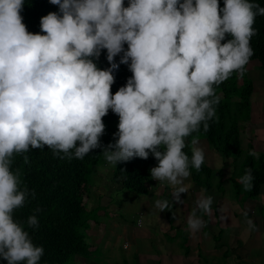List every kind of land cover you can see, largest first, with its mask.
Here are the masks:
<instances>
[{"label": "clouds", "instance_id": "obj_1", "mask_svg": "<svg viewBox=\"0 0 264 264\" xmlns=\"http://www.w3.org/2000/svg\"><path fill=\"white\" fill-rule=\"evenodd\" d=\"M49 2L58 11L42 16L41 32L32 33L21 15L25 0H0V258L7 264H40L45 251L13 215L35 198L12 169L14 156L47 146L61 159H83L101 147L109 110L119 119L115 143L102 150L105 160L116 166L151 154L157 161L151 182L171 185L173 202L182 204L190 170L199 172L204 163L211 169L207 153H218L193 137L189 157L186 139L219 119L215 89L233 73L244 77L254 55L255 18L264 16L254 0H223V7L218 0ZM102 50L104 69L95 63ZM120 64L132 75L112 93ZM254 179L247 168L238 183L251 191ZM212 204L203 192L195 201L186 221L191 234L206 226L198 213H211ZM154 206L161 212L170 204L163 199ZM26 223L39 227L34 214Z\"/></svg>", "mask_w": 264, "mask_h": 264}, {"label": "trees", "instance_id": "obj_2", "mask_svg": "<svg viewBox=\"0 0 264 264\" xmlns=\"http://www.w3.org/2000/svg\"><path fill=\"white\" fill-rule=\"evenodd\" d=\"M218 2L223 7V0ZM254 2L264 7V0H254ZM124 3L127 6L128 0H124ZM57 11L58 6L51 4L49 0H25L21 15L27 30L38 33L41 32L40 18L49 12ZM253 27L257 30V35L250 41L254 50L250 60H256L260 69L264 71V16L258 15ZM125 48H127L126 44ZM119 59V56L115 57L117 63ZM95 63L101 69L109 67L106 50H102ZM131 75L127 65L120 64L118 70L114 72L115 82L111 85V92L115 93ZM237 77L238 75L233 73L228 80L216 87V94L220 97L216 106L219 119L209 121L210 127L207 132L201 127L199 132L189 136L186 139V144L189 146H186L184 151L189 157L191 156L190 142L196 137L212 146L223 158L235 161L244 152L240 173L243 175L247 168H251L255 179L253 189L251 191L243 189V195L245 198H254L259 186L264 182V151L259 153V159H255L247 155L249 150L253 149L250 143L246 144L244 150L240 148L238 121L247 119L251 84L245 77L237 82ZM115 115L109 110L104 117ZM117 124L107 129L105 135L100 137L101 147L92 150L83 159H61L53 155L52 150L47 146L42 149H30L23 155L14 156L12 169L20 170L22 186L26 185L30 191L34 190L35 198L30 196L24 206L16 209L13 215L16 220L24 224L33 243L43 246L45 251L40 264H69L73 256L88 255L91 251L83 233L87 219L95 214L97 208L86 209L84 199L90 190L91 174L94 175L97 167L103 163L99 162L103 157V148L115 143L113 133L117 131ZM24 155L28 157V163L24 162ZM156 164L157 161L151 154L147 159L135 157L127 162H119L113 166L110 179L122 189L144 193L146 185L152 181L149 170ZM190 171L192 181H201L204 188L211 186L209 183L211 169L205 163L199 172L195 169ZM201 175L205 176L207 181ZM229 180L234 187L236 181L232 177ZM37 209L39 211H36ZM33 214L39 221V227L35 229L29 228L26 223L27 218ZM0 264L7 262L0 258Z\"/></svg>", "mask_w": 264, "mask_h": 264}, {"label": "crops", "instance_id": "obj_3", "mask_svg": "<svg viewBox=\"0 0 264 264\" xmlns=\"http://www.w3.org/2000/svg\"><path fill=\"white\" fill-rule=\"evenodd\" d=\"M255 67L257 64H251L246 71L254 73L252 68ZM249 82L251 84L249 113L245 121H239L238 135L239 139L240 133L248 135L247 143H250L256 151H262L264 149V72L259 70L257 77ZM208 160L211 162V159L207 158V163ZM208 164L212 167V162ZM226 166L222 162V167L229 169ZM222 167L213 166L211 175L214 171L223 174ZM102 168V166L97 167L93 176L99 183L102 176H98L96 172ZM221 176L220 182L223 186L219 188L220 191L218 190L221 192L220 195L217 191L211 190L212 187L204 188L201 181L196 182L197 188H192L185 180L184 184L188 187V191L186 194H181L182 204L173 202L171 185L158 183V188L163 187L158 194L155 186L151 185L152 182L148 183L146 191L142 193H146V197L134 192L135 195L129 196L126 200L127 206L120 205L125 209V214L119 220L113 217L114 211L119 206L111 201L107 202L106 197L101 198L100 194H97L100 189L99 184L93 183L92 186L95 185L97 191L95 188L92 189L93 191L89 190L84 200V207L88 210L92 208L97 210L87 219L84 233L94 236L96 241L98 238L103 241L107 258L113 254L117 240L122 239L120 247L126 256L133 259V264H264V190H260V186L264 187V182L259 186L257 193V195L262 193V196L251 198L252 202L250 198L242 200L240 192L233 197L230 190H227L228 180L232 176L230 170ZM219 177L216 176L212 182H219L217 180L220 179ZM94 191L96 192L94 196L100 200L98 205L102 206L101 209L91 201V194ZM202 192L213 198L212 211L209 214H199L206 221V226L193 235L189 232L186 221ZM165 197L169 198L170 207L159 212L154 206L155 201L166 199ZM235 200L243 201L242 205L234 206ZM132 203L136 206L129 208ZM106 209L110 211L106 212ZM137 210L143 212V220L139 226H136L135 219H132ZM245 212L246 217L243 215ZM249 219L254 224V229L249 227ZM92 242L93 240H90L91 245ZM125 242L127 246L123 248L122 244ZM88 248L94 250L89 245ZM126 256L121 261L125 262ZM69 264L100 263L93 261L92 256L88 254L73 256ZM109 264L113 263L109 262Z\"/></svg>", "mask_w": 264, "mask_h": 264}, {"label": "rangeland", "instance_id": "obj_4", "mask_svg": "<svg viewBox=\"0 0 264 264\" xmlns=\"http://www.w3.org/2000/svg\"><path fill=\"white\" fill-rule=\"evenodd\" d=\"M251 64H257V61L256 60H250L249 63L246 65V68L247 67H250ZM252 69H253V72L254 73H250V72L248 73V71H246L247 74L245 73V75H244L245 79L252 80V78H256L257 75H258V73H259V70H261L258 66L255 67V68H252ZM261 71H263V70H261ZM239 79L240 78L237 77V80H238L237 82H239ZM118 119L119 118H118L117 115H115L114 117H102V121H103V123L105 125L104 134L102 136L105 135L107 129L115 126L118 123ZM248 140H249V136L248 135H243L242 133H240V145H241V147H242L243 150H244V147L246 146ZM203 145L208 146V144L204 140H200L199 141V146L202 147ZM257 151L260 153L263 150L262 151L261 150H257ZM217 156H218V158H217ZM243 157H244V152H243L242 155H239V157H237L235 159V161L231 160L230 158L229 159L228 158H223L221 155H219V153H217V154L214 153L212 155L210 153H207V158L208 159H211L212 167L213 166H220V167H222V162H223L224 165H225V163H226V165H227V163L230 164V165H227L226 166L229 169L226 170V169H224L222 167V171H223V174H227L229 172V170H230L231 171V174H232L231 177L236 181V184L233 187V185L231 186V184H230V180H228L227 190L228 189L230 190V192L233 195V197H235L237 195V193L240 192V197H241L242 200H244L246 198L243 195V187H242V185H240L238 183V177L242 175L240 173V170H241L240 163H241ZM205 161H206V159H205ZM99 162H103V163L101 165H99L98 167L102 166L103 168L102 169H99L96 173H97L98 176H102L101 177V180H100L101 183H99L98 180H95L94 177H93L94 175L91 174L90 181H89L90 190H92V189L95 188V191H97V188L95 187V185L92 186V184L93 183L99 184L98 187L100 189L98 190L97 194H100L99 196L101 198L106 197L105 199L107 200V202L111 201L115 205H118L119 206V208L116 209L114 211L115 213L113 214V217L115 219H118L119 220L120 217L124 216V214H125L124 213L125 209L121 208L120 205L121 206H123V205L124 206H127L128 203H127L126 200L129 198V196H134L135 193L134 192H131V191H127L126 189H122L117 183L113 182L110 179L111 170H112V168H113L114 165L108 163L105 160L104 156L100 159ZM211 162L208 160V163H211ZM223 174H221V175H223ZM221 175L218 173V171H214L213 174L209 178V183L211 184L210 187H212L211 190L217 191V194L218 195L221 194V192H218V190L220 191L219 188L223 186L222 182H220L222 180V176ZM216 176H218V177L220 176L219 177L220 179H217V180H219V182L213 183L212 180H214L216 178ZM202 177L204 178L205 181H207V178L205 176H202ZM186 180L190 184V187L197 188V183L195 181H192L191 180V177H189ZM158 183H161V182L160 181H154V183H152L151 185L155 186V188H156V190L158 191V194H159V190L161 188H163V187L158 188ZM165 184L167 185V183H165ZM239 189H241L242 191H239ZM260 190H264V187L263 186H260ZM95 191L92 192V194H91V201H92V203H94V205H98V203L100 202V200L97 199L94 196V194H96ZM138 194H140L142 197H146L147 196L146 193L145 194L138 193ZM140 195H139V198H140ZM259 196H262V193H259V195H257L256 197H259ZM166 199L169 201V198H166ZM252 200L253 199H251L250 201H252ZM242 202L243 201H241V200H235V203L233 205L234 206H239V205H242ZM134 206H136V204L132 203V204L129 205V208H134ZM101 208H102V206L101 207L99 206L98 209H101ZM105 211L107 212V211H110V210H107L106 209ZM139 211H141V210H137L135 212V214H134V217L132 216V219L133 220L136 219V218H138V212ZM198 214H201V213H198ZM142 220H143V212H142V216L140 217L139 222L142 223ZM83 235H84V239L87 242V244L89 246H91L92 249H94V250L90 251L89 254L92 256L93 261H95L96 263L109 264V262H112L113 264H133V259L131 257H129V256H126L123 253V250L120 247V244H121L122 239L117 240V243L115 244V247L113 249V254L109 256L110 258H107V255L108 254H107V252L105 253V249L103 248L104 247L103 241L101 239L98 238V241H96L94 239V236H90V234H88V233H83ZM166 237L167 236H165V238ZM90 240H93L92 245L90 243ZM106 248L108 249V246ZM125 256L127 258L125 260V262L121 261L122 258L125 257ZM116 258H118V259L116 260ZM201 262H202V257H201Z\"/></svg>", "mask_w": 264, "mask_h": 264}, {"label": "built area", "instance_id": "obj_5", "mask_svg": "<svg viewBox=\"0 0 264 264\" xmlns=\"http://www.w3.org/2000/svg\"><path fill=\"white\" fill-rule=\"evenodd\" d=\"M139 215H140V214H139ZM138 217H139V216H138ZM136 223L139 224V218L136 219ZM126 246H127V243H126V242L122 244V247H126Z\"/></svg>", "mask_w": 264, "mask_h": 264}]
</instances>
